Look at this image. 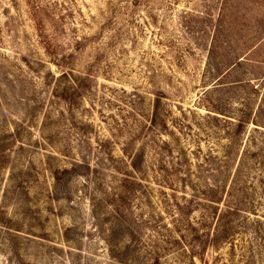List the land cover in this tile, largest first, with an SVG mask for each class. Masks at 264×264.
Listing matches in <instances>:
<instances>
[{
  "label": "rangeland",
  "instance_id": "374dc122",
  "mask_svg": "<svg viewBox=\"0 0 264 264\" xmlns=\"http://www.w3.org/2000/svg\"><path fill=\"white\" fill-rule=\"evenodd\" d=\"M0 264H264V0H0Z\"/></svg>",
  "mask_w": 264,
  "mask_h": 264
},
{
  "label": "trees",
  "instance_id": "16d2710c",
  "mask_svg": "<svg viewBox=\"0 0 264 264\" xmlns=\"http://www.w3.org/2000/svg\"><path fill=\"white\" fill-rule=\"evenodd\" d=\"M242 123V122H241Z\"/></svg>",
  "mask_w": 264,
  "mask_h": 264
}]
</instances>
